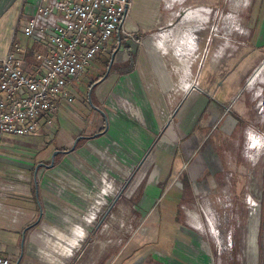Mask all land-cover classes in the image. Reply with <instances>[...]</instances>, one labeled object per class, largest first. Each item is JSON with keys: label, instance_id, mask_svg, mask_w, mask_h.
Segmentation results:
<instances>
[{"label": "crops", "instance_id": "crops-1", "mask_svg": "<svg viewBox=\"0 0 264 264\" xmlns=\"http://www.w3.org/2000/svg\"><path fill=\"white\" fill-rule=\"evenodd\" d=\"M176 1L179 0H133L131 15H134L136 6H141L138 11L139 16H156V19L148 20L151 25L146 28L143 27L146 21L141 24L136 16L134 20L139 23L133 22L134 20L130 18L128 27L134 32L132 38L126 39L116 35L109 49L102 56L95 58L80 79L68 87V97H57L58 110L54 123L59 119L73 118L76 126L68 132V138L65 135L59 140L57 139L59 131L49 127L54 123L42 124L37 134L29 135H38V137L53 135L56 140L54 148L45 150L43 155L46 157L39 161L38 166L26 160L24 151L14 145L17 142L28 145L27 142L17 141V138L29 136H6L2 139L0 146L1 238L8 230L18 234L23 232L22 244H24L26 230L38 223L42 216L41 200H43L45 206L50 205L51 214L53 218L57 217L63 232L54 229L51 225H44V229L50 235L37 234L34 238L37 247L33 254L43 262L55 264L57 259L54 257H58V252L68 256V245L74 246L71 237L75 235V232L81 231L82 222L74 219L73 222L68 223V212L61 207L68 206V202H72L74 198L68 194L64 198H57L47 190L46 186H42L40 184L42 178H36L40 166H46L47 170L76 181L78 179L72 175V172L76 171L84 175L78 167L77 160L83 159L88 166L100 169L103 163L99 159L98 152L102 149L114 153L119 163L127 168L134 169L138 161L144 162L148 167L149 165L153 167L148 179L151 183L148 187L151 188L147 187L144 192V199L148 197L154 199L150 206L158 202V198L164 193L162 182L158 184L156 182L164 180L167 176L179 178L185 171L189 146L183 143L180 146L181 144L172 142L173 140L163 133L170 115L165 93L168 84L174 86L189 80L191 70H189L186 55L190 52L186 49L189 45L192 51L196 50L198 27H194L192 34L188 32L185 36H179L176 27L172 25L161 29L149 42L153 50L139 46L142 41L136 37L140 29H152L158 23L165 21L166 13L161 12V4H173ZM190 1L193 2V0H183V3L190 5ZM190 6L201 8V12L196 11L202 14L206 104L211 146L209 150L211 153L205 154L202 161L203 163L206 161L209 167L208 158L211 159L213 187H216L218 191L222 184H242L248 181L250 175L247 173L251 167L256 173L253 176L257 175V181H262L264 162L260 164L252 162L254 158L249 153L252 152L253 145L259 152L257 155H264V0H250L249 3H246V0H201V4ZM36 10L37 0H0V20L2 16H10L6 24L8 30L13 32L9 50L12 46L18 45L25 69L30 73H34L41 65L36 58L37 54L46 55L51 47L48 39L50 32L47 33L46 38L29 37L23 32L21 27L23 18L31 16ZM15 16H19L17 20ZM181 18L195 22L201 20V15L187 13L186 16H178V19ZM20 31L23 34L18 36ZM245 33L250 35L246 36ZM229 34L243 36L242 43L250 44V46L242 49L240 46L242 43L239 45L230 40ZM248 37L251 42L255 41L248 42ZM169 49L179 54L178 60L186 72L184 77L179 75L182 79L176 80V77L166 72L165 64L160 62L161 51ZM157 50L161 51L156 52ZM5 55L6 53L0 57V61ZM252 58L254 60L251 62ZM178 74L173 72V75L178 76ZM188 87H191V83ZM94 93L96 102L101 103L105 111L95 106ZM78 96L87 99V106H84L83 99H78ZM113 103H116L118 108L114 107ZM229 103L231 107L227 111L226 106ZM92 110H98L100 118L93 114ZM196 121H191V128H195ZM219 124L221 135L217 141L212 142V135ZM90 129L94 132L89 133ZM259 138H262L260 146L256 142ZM48 154H51L49 160ZM13 159L15 161L22 159L26 173L32 174L34 178L23 180L18 184L16 194L6 198L3 196L2 188L5 187L8 174L14 167L11 165ZM202 161H198L200 168L203 166ZM204 165L206 166L205 163ZM192 166L195 165L191 164L190 167ZM107 169L105 166L102 172L108 171ZM229 170L233 171L229 172ZM196 174L198 173L192 171L191 176L197 177ZM55 191L61 195L60 191ZM183 242L185 243L183 246L191 244L187 240ZM184 250L182 253L185 258L180 256L182 261L175 259L176 264H194L188 263ZM0 255L10 256L8 251H0ZM17 256L16 264L30 263V256L22 252Z\"/></svg>", "mask_w": 264, "mask_h": 264}, {"label": "rangeland", "instance_id": "rangeland-1", "mask_svg": "<svg viewBox=\"0 0 264 264\" xmlns=\"http://www.w3.org/2000/svg\"><path fill=\"white\" fill-rule=\"evenodd\" d=\"M193 2L190 1V5L201 4V0H195V4ZM190 5L184 4L183 0L171 5L161 4V12L166 13L165 21L158 23L152 29H140L139 36L136 35L142 41L139 46L153 50L149 42L161 28L172 25L176 27L179 36H185L188 32L192 34L194 27H198L196 50L192 51L189 45L186 49L190 52L186 55L189 70H191L189 80L184 84L180 82L179 85L174 86L168 84L165 93L170 115L163 133L167 134L169 139L173 140L172 142L189 146L185 171L179 178L167 176L164 180L156 182L157 184L162 182L164 193L158 198V202L150 206L154 199L150 197L144 199V192L151 184L148 179L153 167L150 165L148 167L144 162L139 163L138 161L134 169L127 168L119 163L114 153L102 149L98 153L104 165L101 164L99 170L88 166L83 159L77 160L78 167L84 175L76 171L72 172V175L78 179L76 181L53 173L47 170L46 166H40L36 178H42L40 183L42 186H46L47 190L57 198H64L66 194L74 198L71 199L72 202H68V206H61L65 212H68V223L73 222L74 219L82 222L81 231L75 232V235L71 237L74 246L68 245V256L58 252V257H54L57 259L55 264H176L175 259L183 260L180 256L184 257L182 253L184 249L188 263L264 264V179L257 181V175L253 176L256 173L251 167L247 173L250 175L248 181L242 184H222L218 191L216 187H213L211 159L208 158L209 167L206 161H204L206 166L202 161L205 154L211 153L209 151L211 146L206 104L202 16L200 21L195 22L190 19H178V16H186V9L194 8ZM140 7L136 6L134 15L132 14L130 18L134 20L136 16L141 24L146 21L143 27L149 28L151 24L148 20L154 21L156 16H139ZM198 11L201 12V10ZM9 17L2 16L0 20V57L8 52L13 35L6 24ZM15 17L17 20L19 16ZM133 22L139 23L137 20ZM245 29L248 30L246 27ZM20 34H23L22 31L18 36ZM221 34L224 33L221 32ZM244 35L249 36L250 34L245 33ZM229 36L230 40L239 45L244 41L241 35L237 37L229 34ZM249 39L250 37H248V42H251ZM240 46L243 49L249 47L250 44L242 43ZM158 51L161 50L156 52ZM161 55L162 60H159L161 64H165L167 73L176 77V80L181 78L179 75L184 77V72H182L184 67L178 60L177 51L162 50ZM253 60L254 58L251 62ZM173 72L179 73L178 76L173 75ZM190 83L191 87H188ZM82 96H78V99H83ZM93 96L95 106L105 111V107L96 102L95 93ZM83 102L85 106L87 99H83ZM113 106L118 108L116 103H113ZM121 107L123 108L122 105ZM230 107V103L227 104V111ZM92 112L100 118L98 110H92ZM67 120L59 119L54 125L49 126L50 129L59 131L58 140L65 135L68 138V132L76 126L73 118ZM191 121L197 122L195 128H191ZM217 127L218 129H215L212 135V142L217 141L221 135V125ZM88 132L94 131L90 129ZM54 139L53 135L41 137L35 135L17 138V141L27 142L28 145L19 142L14 145L24 151L26 160L38 166L39 161L46 157L43 155L45 150L54 148L56 142ZM256 142L260 146L262 138ZM252 147L254 151H257L255 146L252 145ZM50 156L51 154H48V160ZM198 161H202V168L199 167ZM262 161L264 162V155H257L252 160L259 164ZM191 164L195 166L190 167ZM11 165L14 167L8 174L4 189L2 188L3 196L6 198H11L16 194L18 184L23 180L34 178L32 174L26 173L22 159L20 161L13 159ZM105 166L108 171L102 172ZM66 170L68 171L67 167ZM192 171L198 173L197 177L191 176ZM231 171L233 170H229ZM171 178L173 180L170 183ZM55 190L60 191L61 195ZM41 206L42 216L38 223L26 230L24 244H22L23 232L18 234L8 230L4 232L5 235L2 238L0 237V242H2L0 251H8L14 263L18 259L17 255L22 252L30 256L29 264H49L33 254L37 247L34 238L37 234L50 235L44 229L46 224L54 229L61 230V228L57 217L53 218L51 214L50 205L45 206L41 200ZM184 240L191 243L190 246L187 244L183 246Z\"/></svg>", "mask_w": 264, "mask_h": 264}, {"label": "built area", "instance_id": "built-area-1", "mask_svg": "<svg viewBox=\"0 0 264 264\" xmlns=\"http://www.w3.org/2000/svg\"><path fill=\"white\" fill-rule=\"evenodd\" d=\"M132 6L133 0H37V10L21 27L29 37L46 38L50 32L51 47L46 55L37 54L41 65L34 73L25 69L18 45L1 59L0 146L6 136L37 134L42 124L54 123L57 97H68V87L116 35L132 38ZM0 264H14L13 257L0 255Z\"/></svg>", "mask_w": 264, "mask_h": 264}, {"label": "bare ground", "instance_id": "bare-ground-1", "mask_svg": "<svg viewBox=\"0 0 264 264\" xmlns=\"http://www.w3.org/2000/svg\"><path fill=\"white\" fill-rule=\"evenodd\" d=\"M172 4V3H171ZM170 4V5H171ZM201 8H199V7H195V8H188V9H186L187 10V12H186V14L187 13H193V14H199L200 15V13L199 12H197L196 10H200ZM185 10V11H186ZM185 14V15H186ZM201 16H202V14H201ZM182 72H184V73H186L184 70H182ZM257 153H259L258 151H254V149L252 150V152H250L249 154L251 155V157L252 158H255L256 156H257Z\"/></svg>", "mask_w": 264, "mask_h": 264}]
</instances>
